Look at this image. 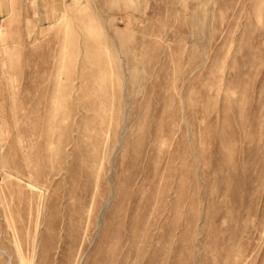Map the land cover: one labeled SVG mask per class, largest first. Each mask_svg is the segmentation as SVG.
<instances>
[{
  "label": "rangeland",
  "instance_id": "obj_1",
  "mask_svg": "<svg viewBox=\"0 0 264 264\" xmlns=\"http://www.w3.org/2000/svg\"><path fill=\"white\" fill-rule=\"evenodd\" d=\"M0 32V264H264V0H48Z\"/></svg>",
  "mask_w": 264,
  "mask_h": 264
},
{
  "label": "crops",
  "instance_id": "obj_2",
  "mask_svg": "<svg viewBox=\"0 0 264 264\" xmlns=\"http://www.w3.org/2000/svg\"><path fill=\"white\" fill-rule=\"evenodd\" d=\"M48 0H0V32L13 25L14 17L27 16L30 7L43 9L49 6ZM2 80L0 69V99L2 98Z\"/></svg>",
  "mask_w": 264,
  "mask_h": 264
}]
</instances>
